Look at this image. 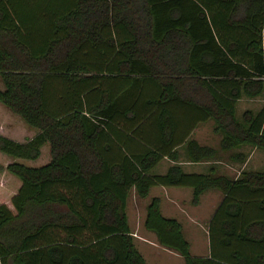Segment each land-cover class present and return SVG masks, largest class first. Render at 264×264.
Returning <instances> with one entry per match:
<instances>
[{
	"label": "trees",
	"instance_id": "obj_1",
	"mask_svg": "<svg viewBox=\"0 0 264 264\" xmlns=\"http://www.w3.org/2000/svg\"><path fill=\"white\" fill-rule=\"evenodd\" d=\"M0 105L29 131L0 129L17 177L0 184V264H147L125 202L151 185L220 192L204 254L145 202L143 227L183 264H264V168L213 166L264 149V0H0ZM208 119L216 145L191 135ZM179 150L209 168L183 170Z\"/></svg>",
	"mask_w": 264,
	"mask_h": 264
},
{
	"label": "rangeland",
	"instance_id": "obj_2",
	"mask_svg": "<svg viewBox=\"0 0 264 264\" xmlns=\"http://www.w3.org/2000/svg\"><path fill=\"white\" fill-rule=\"evenodd\" d=\"M262 101L263 98L261 96L252 98L241 97L236 102L237 114L243 108L255 110ZM211 126L212 122L210 119L200 122L193 129L191 135L200 143L216 145L217 134L214 133ZM24 127L23 122L20 121L16 114L7 111L0 105V129L3 133L20 137L29 133ZM46 149V143L40 146L39 157L45 155ZM237 149L245 153V159L243 161H236L228 158V152H219L218 156H214L213 158L218 170H221L228 176H235L240 168H264L263 148L243 144ZM180 153L179 157H183L181 151ZM7 157L4 152L0 151V184L10 189L15 186L13 177H15V180L17 177L13 174L12 177L3 167ZM35 162L38 163L40 161ZM162 162L161 167L167 165L166 161ZM153 170H156V168H153ZM181 191V189L156 187L152 188L148 195L155 194L158 196L161 212L172 215L179 220L182 232L189 242L188 248L190 253L204 254L207 251L206 220L216 204L220 192L216 189H207L200 194L196 202H191V191L189 194L186 190L188 196L185 192ZM185 196L187 198H184ZM148 197H139L133 190H130L125 202L127 222L136 247L143 255L147 264H183L182 257L178 253L160 245L156 241L154 234L143 227L144 204Z\"/></svg>",
	"mask_w": 264,
	"mask_h": 264
},
{
	"label": "crops",
	"instance_id": "obj_3",
	"mask_svg": "<svg viewBox=\"0 0 264 264\" xmlns=\"http://www.w3.org/2000/svg\"><path fill=\"white\" fill-rule=\"evenodd\" d=\"M197 126V125H196ZM195 126V127H196ZM194 127V128H195ZM193 128V129H194ZM193 131V130H192ZM181 154V153H180ZM177 161L181 164L182 166V169L185 170V171H204V170H207L209 168V166L207 164H209V160H199V161H189V160H186L184 157H177ZM162 161H166V164H168L169 162H171L169 159L167 158H162L160 159L154 166L153 168H156V170H152L154 172H161L164 170L165 166L161 167L163 162ZM165 164V165H166ZM215 167V171L216 172H222L221 170H218V168L213 165ZM212 167V166H211ZM156 187H167V188H172V189H181L183 192L186 193V195L188 196L187 194V191L188 193L190 194V187L189 186H186V185H166V186H163V185H151L148 189V193L149 191L152 189V188H156ZM130 190H133L132 188ZM187 190V191H186ZM207 190V189H206ZM181 191V192H182ZM205 191V190H204ZM203 192V191H202ZM200 192V194L202 193ZM200 194L198 195V197L200 196ZM150 195H155V194H150ZM150 195H146V196H150ZM220 197V196H219ZM184 198H187L186 196ZM219 199V198H218ZM218 201V200H217ZM217 203V202H216ZM215 206V205H214ZM165 214V213H164ZM165 215H168V214H165Z\"/></svg>",
	"mask_w": 264,
	"mask_h": 264
}]
</instances>
